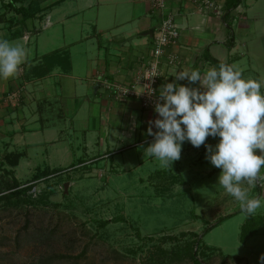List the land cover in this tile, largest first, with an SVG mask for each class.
Returning <instances> with one entry per match:
<instances>
[{"label":"rangeland","instance_id":"rangeland-1","mask_svg":"<svg viewBox=\"0 0 264 264\" xmlns=\"http://www.w3.org/2000/svg\"><path fill=\"white\" fill-rule=\"evenodd\" d=\"M62 6L68 7L69 1ZM57 20L52 16L47 27L45 20L36 21L42 29L30 39V57L68 48L79 26L86 25L85 21ZM252 34L259 38L260 51L251 53L242 46L226 59L245 72V77L251 76L246 66L253 75L256 68L264 69V35L259 29ZM21 41L19 38L14 43L21 45ZM83 44L76 43V54L82 52ZM223 47L229 49L226 43ZM24 137V142L11 145L9 150V136L0 138V191L15 178L21 186L34 184L26 194L30 202L22 199L25 193L11 199L5 195L0 200V264H197L195 258L201 264H262L264 184L249 190L250 197L261 198V207L246 216L239 202L218 184L221 169L205 159L204 145L196 148L190 144L171 168H161L156 159H148L143 165L111 168L109 174L113 175L108 178L105 166L89 161L85 166L77 164L75 156L81 153L77 146L71 148L70 157L64 155L62 147L60 157L48 163L42 152L53 147L43 142V132L26 130ZM76 140L67 135L61 143L71 147L72 142L78 145ZM218 142L219 137L209 136L205 143L214 147ZM142 146L128 151L133 153L132 160L138 159L145 148ZM15 148V152L25 148L29 154L17 166L9 164L5 155ZM104 161L111 163L113 159ZM37 166L64 170L35 181ZM224 214L229 215L205 230ZM105 219L109 222L102 223ZM245 223L250 231L243 242ZM194 232L200 235L198 243Z\"/></svg>","mask_w":264,"mask_h":264},{"label":"crops","instance_id":"crops-1","mask_svg":"<svg viewBox=\"0 0 264 264\" xmlns=\"http://www.w3.org/2000/svg\"><path fill=\"white\" fill-rule=\"evenodd\" d=\"M66 1L69 6H62ZM21 5L26 8H15ZM167 5L180 35L177 42L167 48V53L176 54V60L169 63L167 58L162 59L160 88L173 82L180 71L199 70L203 74L216 67L213 58L231 59L229 57L242 46L251 53L260 51L259 38H253L252 33L259 29L264 35V0H240L232 9L228 8L226 0L210 3L207 0H167ZM52 16L58 22L85 21L86 25L79 26L67 43L68 48L52 49L39 55L37 52L30 57V39L42 29L36 21L45 20L44 27H47L52 24ZM163 16L151 0H0V39L10 42L23 39L20 46L27 53L14 77L0 78V138L9 136L6 150L24 142L26 130H33L43 132V142L55 149L42 152L48 163L60 157L62 147L64 155L70 157L71 148L77 146L81 151L75 156L77 164L85 163V166L89 161L105 166L108 178L113 175L109 174L111 168L118 170L128 164L143 165L148 159L155 160L143 154L153 140L147 135V128L148 121L158 116L154 107L143 106L137 96L116 100L104 80L130 82L137 75L151 59L155 30ZM77 42L84 43L79 54H76ZM225 43L229 49L223 47ZM245 68L251 76L245 77L242 72V78L253 79L259 75L255 80L261 83L264 94V69L256 68L253 75L248 66ZM191 86L198 87V84ZM14 90L19 92V98L11 102L7 95ZM11 124L17 127L12 128ZM67 135L78 139V145L72 142L70 147L61 143ZM190 144L188 141L182 144L181 156ZM141 146L145 148L140 155L138 153V159L132 160L133 153L128 151ZM26 150L21 148L23 153L19 160L29 155ZM105 158L113 161L105 162Z\"/></svg>","mask_w":264,"mask_h":264},{"label":"clouds","instance_id":"clouds-1","mask_svg":"<svg viewBox=\"0 0 264 264\" xmlns=\"http://www.w3.org/2000/svg\"><path fill=\"white\" fill-rule=\"evenodd\" d=\"M26 55L24 47L0 39V78L14 77ZM174 77L173 82L159 90L154 104L158 116L148 121L147 128V135L153 140L144 149V156L154 157L161 168H171L181 158L185 141L196 148L204 145L205 159L221 169L218 184L239 202L242 213L254 215L261 207V198L250 197L249 190L264 184L261 83L242 78L240 69L226 63L203 74L199 70H186ZM197 84L198 87L191 86ZM209 136L219 137L214 147L205 143ZM260 260L264 264V254Z\"/></svg>","mask_w":264,"mask_h":264},{"label":"built area","instance_id":"built-area-1","mask_svg":"<svg viewBox=\"0 0 264 264\" xmlns=\"http://www.w3.org/2000/svg\"><path fill=\"white\" fill-rule=\"evenodd\" d=\"M151 1L153 7L164 14L155 30L151 59L130 82L104 80L105 87L109 89L116 100H125L137 96L145 107H154L159 96L162 59L167 58L169 63H173L176 60V54L167 53V48L175 44L180 35L173 13L167 9V0ZM207 1L211 2V0ZM18 93L17 90L9 91L7 99L15 102L19 98Z\"/></svg>","mask_w":264,"mask_h":264},{"label":"trees","instance_id":"trees-1","mask_svg":"<svg viewBox=\"0 0 264 264\" xmlns=\"http://www.w3.org/2000/svg\"><path fill=\"white\" fill-rule=\"evenodd\" d=\"M240 3V0H226V5L228 6L229 9H232V8H235L238 4ZM24 6H15L16 9H21V10H24L25 8H23ZM214 65L216 66L215 68H219V65L221 63H226L228 65H231L230 62L228 61H222L218 58H213L212 59ZM23 152H20V151H11L5 155H7V158L9 159V164L11 165H16L19 161V158L20 156L22 155ZM1 163H2V160H1ZM64 170L63 168L61 167H57L55 169H52V168H38V172L37 173H34L33 177L35 176V181L36 180H39V179H43L45 176H49L51 174H58L60 171ZM39 173H42V175L38 176ZM34 186L33 183H29L27 185H24V186H21V183L19 182V180L17 178L14 179V181L12 182V184H9L8 183V187L5 188L4 190L0 191V200L4 198V196L6 195L8 199H11L12 196L14 195H17V194H20V193H25V196L22 198L24 201L26 202H30L31 199L27 196V192H28V189L32 188ZM8 192H5L7 191ZM27 194V195H26ZM27 196V197H26ZM227 215L229 214H224V215H220L212 224H208L205 228V230H209L212 228L213 225L219 223L224 217H226ZM108 219H105L102 221V223H108ZM249 225L247 223L244 224L243 228H242V231H241V239L243 242H245V238L248 234V232L250 231L249 229ZM196 233V232H194ZM200 235L199 233H196V236H195V241H197V243L200 241ZM195 261L197 262V264H201V261L198 259V258H195Z\"/></svg>","mask_w":264,"mask_h":264}]
</instances>
